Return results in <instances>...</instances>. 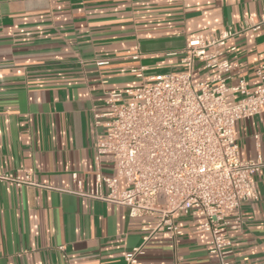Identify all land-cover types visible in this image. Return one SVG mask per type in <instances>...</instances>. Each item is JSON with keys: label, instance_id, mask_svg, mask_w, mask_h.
I'll list each match as a JSON object with an SVG mask.
<instances>
[{"label": "crops", "instance_id": "crops-1", "mask_svg": "<svg viewBox=\"0 0 264 264\" xmlns=\"http://www.w3.org/2000/svg\"><path fill=\"white\" fill-rule=\"evenodd\" d=\"M263 15L264 0H0V170L34 180L0 182V264H124L140 245L139 264H219L199 215L174 214L175 237L149 235L156 216L132 217L127 206L79 192L94 188L101 129L93 120L108 110V94L180 70L188 39L217 38ZM221 51L233 64L223 75L229 85H260L264 27ZM215 76L193 72L209 84ZM234 131L240 159L264 161V110ZM100 167L113 174L108 158ZM255 180L258 198L241 204L243 228L226 232L231 264H264V166ZM126 187L120 178L117 190Z\"/></svg>", "mask_w": 264, "mask_h": 264}, {"label": "built area", "instance_id": "built-area-1", "mask_svg": "<svg viewBox=\"0 0 264 264\" xmlns=\"http://www.w3.org/2000/svg\"><path fill=\"white\" fill-rule=\"evenodd\" d=\"M262 27L264 15L244 20L238 29L227 28L217 38L196 35L182 50L180 70L108 94V110L95 113L93 120L101 129L94 144V188L79 194L127 206L132 217L156 216L149 235L175 237L181 229L174 214H197L199 231L210 236L209 252L219 264H231L226 232L243 228L241 204L258 198L255 174L264 166L259 153L240 159L234 125L264 110V75L257 71L261 83L254 90L242 79L229 85L223 75L233 64L220 55L228 39ZM201 67L216 70L214 84L193 80ZM233 93L240 98L234 100ZM104 158L112 163V175L101 170ZM72 177L80 186L76 174ZM120 178L127 187L118 191ZM0 182L34 184L30 174L1 170ZM142 254V245L132 248L124 264H139Z\"/></svg>", "mask_w": 264, "mask_h": 264}]
</instances>
